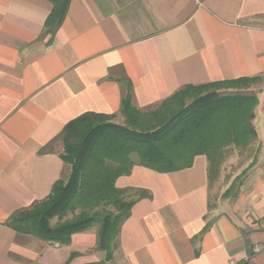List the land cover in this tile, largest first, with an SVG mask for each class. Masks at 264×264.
Returning <instances> with one entry per match:
<instances>
[{
    "label": "crops",
    "instance_id": "0c3cea01",
    "mask_svg": "<svg viewBox=\"0 0 264 264\" xmlns=\"http://www.w3.org/2000/svg\"><path fill=\"white\" fill-rule=\"evenodd\" d=\"M52 10L50 0H0V264H264V0H70L53 30ZM241 77H259L261 150L233 193L212 201L205 155L167 173L134 166L116 186L149 195L110 261L99 225L62 244L7 224L64 176L72 120L120 116L129 92L152 109L185 85Z\"/></svg>",
    "mask_w": 264,
    "mask_h": 264
},
{
    "label": "trees",
    "instance_id": "16d2710c",
    "mask_svg": "<svg viewBox=\"0 0 264 264\" xmlns=\"http://www.w3.org/2000/svg\"><path fill=\"white\" fill-rule=\"evenodd\" d=\"M50 1L53 10L46 25L53 30L64 20L70 0ZM258 80L188 84L152 109L135 107L129 92L120 116L92 112L77 117L61 134L68 176L55 182L47 198L14 212L7 224L62 244L99 225V248L112 260L122 223L136 200L149 195L143 189L116 186L134 166L167 173L191 167L196 156L205 155L209 178H216L233 153H252L245 174L256 163L261 150L254 124L259 99L251 88ZM118 117L123 121H115Z\"/></svg>",
    "mask_w": 264,
    "mask_h": 264
},
{
    "label": "rangeland",
    "instance_id": "374dc122",
    "mask_svg": "<svg viewBox=\"0 0 264 264\" xmlns=\"http://www.w3.org/2000/svg\"><path fill=\"white\" fill-rule=\"evenodd\" d=\"M258 82V81H257ZM256 82V83H257ZM256 83L252 84V87H256ZM259 89L251 88V91L254 93H257ZM117 122H122V118L118 117L115 119ZM251 152H236L235 154H231L227 159L224 161V163L221 166L220 172L218 177L215 178L211 177V189H212V201H214L216 198L219 197L222 190L227 191L231 184L234 183V188L228 190L227 193H233L236 190V187L239 185L241 181H243V178L245 177V173L243 171L245 168L249 165L251 161ZM69 170H66L64 173V177L68 176ZM243 173V174H242ZM241 175L238 180L237 177ZM135 197V196H133ZM56 218H54L55 220ZM53 220V221H54ZM58 220V218H57Z\"/></svg>",
    "mask_w": 264,
    "mask_h": 264
}]
</instances>
